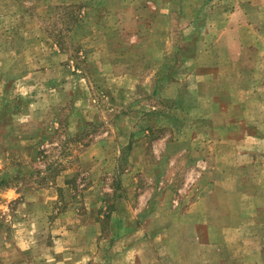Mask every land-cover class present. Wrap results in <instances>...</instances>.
<instances>
[{
    "label": "rangeland",
    "instance_id": "obj_1",
    "mask_svg": "<svg viewBox=\"0 0 264 264\" xmlns=\"http://www.w3.org/2000/svg\"><path fill=\"white\" fill-rule=\"evenodd\" d=\"M262 30L264 0H0V264H177Z\"/></svg>",
    "mask_w": 264,
    "mask_h": 264
},
{
    "label": "crops",
    "instance_id": "obj_2",
    "mask_svg": "<svg viewBox=\"0 0 264 264\" xmlns=\"http://www.w3.org/2000/svg\"><path fill=\"white\" fill-rule=\"evenodd\" d=\"M252 70L249 67L245 75L254 83L243 90L247 97L241 102H258L262 112L248 122L241 140L227 137L214 145L217 152L225 149L218 160L226 172L212 175V189L200 202L192 237L179 238L187 248L173 257L177 264H264V158H256L264 154V65L256 74ZM258 75L262 77L257 81ZM232 98L227 96V101ZM228 108L219 113L231 117ZM230 123L228 133L236 131Z\"/></svg>",
    "mask_w": 264,
    "mask_h": 264
}]
</instances>
